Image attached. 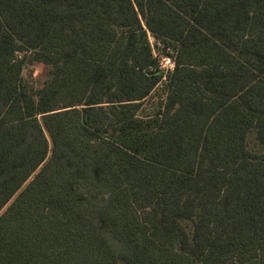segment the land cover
I'll list each match as a JSON object with an SVG mask.
<instances>
[{"label": "trees", "instance_id": "1", "mask_svg": "<svg viewBox=\"0 0 264 264\" xmlns=\"http://www.w3.org/2000/svg\"><path fill=\"white\" fill-rule=\"evenodd\" d=\"M0 264H264V0H0Z\"/></svg>", "mask_w": 264, "mask_h": 264}, {"label": "rangeland", "instance_id": "2", "mask_svg": "<svg viewBox=\"0 0 264 264\" xmlns=\"http://www.w3.org/2000/svg\"><path fill=\"white\" fill-rule=\"evenodd\" d=\"M149 40L151 43H154V40L152 37H149ZM163 48H161V55L164 54ZM46 66L43 63H25L22 67V80L27 83L28 85H31L34 90H37L44 80L46 79ZM163 86L159 85L157 86L151 94L145 99L143 102L141 108H140V114L143 113H154L157 111L161 105V103L164 100V91ZM247 148L251 151H257L259 150V147L255 144L253 135L249 134L247 137Z\"/></svg>", "mask_w": 264, "mask_h": 264}, {"label": "built area", "instance_id": "3", "mask_svg": "<svg viewBox=\"0 0 264 264\" xmlns=\"http://www.w3.org/2000/svg\"><path fill=\"white\" fill-rule=\"evenodd\" d=\"M174 66V61L168 56H161L159 58V67L166 73L167 70L171 69Z\"/></svg>", "mask_w": 264, "mask_h": 264}]
</instances>
